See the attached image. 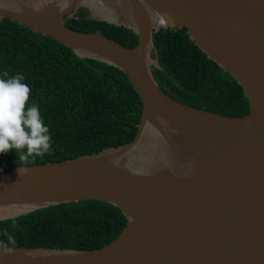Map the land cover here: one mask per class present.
<instances>
[{
  "label": "water",
  "instance_id": "obj_1",
  "mask_svg": "<svg viewBox=\"0 0 264 264\" xmlns=\"http://www.w3.org/2000/svg\"><path fill=\"white\" fill-rule=\"evenodd\" d=\"M80 9L133 31L136 46L67 28ZM3 19L119 69L142 111L129 143L24 166L22 177L4 161L0 173V221L95 200L121 211V233L92 251L0 249V264H264V0H0ZM183 28L242 88L248 114L198 110L160 90L153 33Z\"/></svg>",
  "mask_w": 264,
  "mask_h": 264
},
{
  "label": "trees",
  "instance_id": "obj_2",
  "mask_svg": "<svg viewBox=\"0 0 264 264\" xmlns=\"http://www.w3.org/2000/svg\"><path fill=\"white\" fill-rule=\"evenodd\" d=\"M64 23L67 28L100 34L127 48L137 44L133 31L91 20L84 9L65 18ZM152 40V58L157 59L160 69L151 67V72L166 96L225 117L249 113L242 88L198 49L185 28L160 30L153 33ZM17 74L30 87L29 106L38 105L51 136L50 151L24 166L96 154L134 139L142 103L122 71L80 58L52 38L3 19L0 78ZM4 161L9 167L21 166L16 150L0 154V173L6 170ZM126 223L121 211L109 203L86 200L59 204L1 220L0 244L92 251L114 240ZM9 236L16 241L14 247Z\"/></svg>",
  "mask_w": 264,
  "mask_h": 264
},
{
  "label": "clouds",
  "instance_id": "obj_3",
  "mask_svg": "<svg viewBox=\"0 0 264 264\" xmlns=\"http://www.w3.org/2000/svg\"><path fill=\"white\" fill-rule=\"evenodd\" d=\"M157 15L159 25H174V20L166 14ZM4 75L8 76L7 73ZM23 81L24 77L19 74L0 78V154L16 150L21 177L27 172L24 165L35 163L36 157L42 158L51 149L49 128L44 124L38 105L29 106L31 89ZM8 241L15 246L13 237L9 236ZM0 249H3L2 253L13 252L6 244H0ZM0 259H3L2 255Z\"/></svg>",
  "mask_w": 264,
  "mask_h": 264
},
{
  "label": "rangeland",
  "instance_id": "obj_4",
  "mask_svg": "<svg viewBox=\"0 0 264 264\" xmlns=\"http://www.w3.org/2000/svg\"><path fill=\"white\" fill-rule=\"evenodd\" d=\"M84 10L87 12V16L89 17L90 16V13L86 9H84Z\"/></svg>",
  "mask_w": 264,
  "mask_h": 264
}]
</instances>
